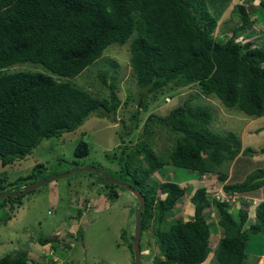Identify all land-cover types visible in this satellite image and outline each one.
Masks as SVG:
<instances>
[{
    "label": "trees",
    "instance_id": "16d2710c",
    "mask_svg": "<svg viewBox=\"0 0 264 264\" xmlns=\"http://www.w3.org/2000/svg\"><path fill=\"white\" fill-rule=\"evenodd\" d=\"M235 8L239 24L219 41L214 35L215 17L204 0H0V164L24 158L41 139L72 131L91 114L111 119L120 102L111 75L105 84V72L98 74L107 91L104 96L70 79L98 61L112 43L128 44L131 74L144 94L140 107L146 108L144 99L148 95L154 99L169 86L192 84L198 95L213 96L227 108L248 116L263 115L264 44L249 40L263 31H249V12L241 3ZM258 8L264 9V0H258ZM258 40L264 41L260 37ZM17 62L38 63L47 72L6 70ZM110 65L115 67L116 62ZM197 94L185 98L163 116L147 114L143 126L147 136L161 128L173 135L174 143L158 151L143 140L133 147H122L119 171L125 183L144 197L139 239L144 229L154 237L161 259L156 257L153 263L203 262L210 251L205 211L214 208L222 235L211 261L245 264L249 234L264 233V200L255 205L254 219L246 226V201L241 200L240 206L232 209L230 200L214 199L207 188L220 182L226 195L241 196L264 179L240 184L226 180L221 164L252 150L241 149L232 132L220 134L208 129L212 115L207 106L193 102ZM88 151V144L79 140L72 154L79 157ZM258 152H264V144ZM169 165L207 177L205 184L199 181L188 197L192 213L185 220L180 214L170 222L167 219L185 191L183 186L171 181L146 182L153 171ZM19 196L0 199L4 202ZM108 197H117L116 191L108 192ZM59 240L55 234L36 239L42 245L63 248L65 244H59ZM31 262L33 259L22 253L0 256V264Z\"/></svg>",
    "mask_w": 264,
    "mask_h": 264
},
{
    "label": "rangeland",
    "instance_id": "374dc122",
    "mask_svg": "<svg viewBox=\"0 0 264 264\" xmlns=\"http://www.w3.org/2000/svg\"><path fill=\"white\" fill-rule=\"evenodd\" d=\"M204 1L208 11L215 17L214 35L219 41L224 40L231 27L238 26V10L235 6L240 3L250 11L247 13L248 18H252L255 23L264 20V13L258 10L261 9L258 8V0ZM252 29L249 27V31ZM259 37L264 39V34H256L249 40L255 44H264L263 40H258ZM112 61L116 62L115 67L110 65ZM6 70L47 72L42 65L31 62H17ZM103 71L106 74L105 84L109 83L107 76L113 77L116 96L120 101L111 119L91 114L76 129L63 132L58 137L41 139L24 158L6 165L0 164V192L21 191L37 181L83 167L98 169L108 177L125 183V176L119 171L118 157L121 150H124L122 147L130 148L143 140L151 143L152 148L158 151L162 146L169 147L174 143L173 135L161 128L156 129L153 136H147L143 130L144 119L149 113L159 116L167 114L185 98L197 94L196 86H169L160 91L154 99H151L150 95L146 96V108L140 107L144 94L143 89L136 86L131 74L127 42L122 45H107L98 61L88 65L70 81L93 94L104 96L107 91L101 85L98 75ZM193 102L209 108L212 115L208 124L209 130L220 134L232 132L238 137L241 149L252 150L250 154L237 155L232 161H224L221 164L220 171L227 174V181L239 184L244 181L254 183L251 181L264 174V152H258L264 144V114L258 117L248 116L235 108L223 106L213 96L204 97L197 94ZM135 111L136 116L132 117ZM79 140L88 144L89 151L77 157L73 156L72 152ZM35 164L38 166L33 169ZM31 173L32 176L28 177ZM190 173L193 172L170 165L163 166L153 171L146 182L171 181L182 185V181L192 175L201 178L196 171ZM263 183L241 193V196L232 195L230 207L234 209L240 206L241 200L247 202V195L251 193L255 196L264 195ZM110 184L92 171H76L21 193L17 198L9 197L4 202L0 199V256L22 253L25 257L33 259L31 264H134L131 246L137 199L123 187ZM220 184L217 182L215 186L220 188ZM113 190L116 191L117 197L109 198L108 192ZM261 200L255 199L243 205L249 216L246 226L253 221V207ZM187 210L190 211V204L187 202V195L183 193L171 208L168 222L180 218L177 214ZM207 210L209 209L204 210L206 214ZM232 216L234 217L235 213H232ZM215 219L214 216L207 220L210 221V234L215 229ZM216 228L221 233L219 227ZM54 233L60 239L59 244H65L63 248L60 245L51 248L50 243H37V238H51ZM260 235L264 236V233L249 234L247 245L255 248L253 238L261 237ZM255 251L248 250L247 253ZM156 257L161 259L154 237L149 230L144 229L139 239L140 263L155 264L153 259ZM256 264H261L260 260Z\"/></svg>",
    "mask_w": 264,
    "mask_h": 264
},
{
    "label": "crops",
    "instance_id": "0c3cea01",
    "mask_svg": "<svg viewBox=\"0 0 264 264\" xmlns=\"http://www.w3.org/2000/svg\"><path fill=\"white\" fill-rule=\"evenodd\" d=\"M253 9H256V8H253ZM259 11H261V12H263L264 13V9L262 10V9H258ZM247 12H250L249 10H247ZM249 19H251L252 21H254L252 18H249ZM193 173H195V171H192ZM193 173H190V174H193ZM192 177V178H191ZM191 177H189V178H187L185 181H182V185L181 186H183L184 187V189H185V192H184V194H186L187 195V202L189 203V200H188V197L191 195V193H192V191H193V189L196 187V186H198V183H199V179L198 178H196L194 175H192ZM172 179V178H171ZM229 179V177L227 176V179L226 180H228ZM264 186V185H263ZM188 192V193H187ZM247 197H249L248 198V200H247V202H246V204L248 203V202H251L252 200H257V199H262V200H264V195H254V194H249V195H247ZM245 204V205H246ZM188 208H189V206H188ZM253 208H255V207H253ZM180 209L181 208H179L178 210L180 211ZM247 210V209H246ZM208 212H207V215L208 214H211V217H209V219L210 218H212V217H214L215 216V209L214 208H209V210H207ZM248 211V210H247ZM191 213H192V209H191V207H190V211L189 210H187V211H185V212H183V213H181L180 214V217L182 216V219H188V218H190V216H191ZM253 216H254V209H253ZM216 217V216H215ZM247 218H249V216L247 215ZM210 222V221H209ZM215 225H214V230H213V233L212 234H210L209 233V237H208V242H209V247H210V251H209V253H208V255H207V257L205 258V260L203 261V262H201V263H199V264H211V263H213L212 261H211V256H212V251H213V249H214V247L216 246V244H217V242H218V239L220 238V236H221V233H220V231H218V229L216 228V227H218V225L216 224V219H215ZM220 229V228H219ZM220 233V234H219ZM55 234V233H54ZM65 235H68V234H70V233H64ZM56 235V234H55ZM257 236V235H256ZM261 237H254L253 239H254V243L256 244V246H255V248H250V247H252V245H247V243H246V245H245V252H246V260H245V264H256L259 260H260V262H261V264H264L263 263V256H264V236L263 235H260ZM249 237V236H248ZM247 241H248V239H247ZM256 250L255 252H257V253H247L248 252V250ZM248 258H249V261L247 262V260H248Z\"/></svg>",
    "mask_w": 264,
    "mask_h": 264
},
{
    "label": "water",
    "instance_id": "95a60500",
    "mask_svg": "<svg viewBox=\"0 0 264 264\" xmlns=\"http://www.w3.org/2000/svg\"><path fill=\"white\" fill-rule=\"evenodd\" d=\"M81 172V171H92L98 175H100L106 183H115L120 185L121 187H123L124 189L130 191L137 199V206H136V215H135V225H134V233H133V239H132V253H133V260H134V264H141L140 260H139V232H140V217H141V210L142 207L144 205V197L143 195L137 190L132 188L131 186H129L127 183L121 182V181H117L111 177H108L104 172L95 169V168H91V167H83V168H73L70 169L69 171L62 173V174H58L40 181H37L27 187H25L23 190L21 191H7V192H1L0 193V198H3L5 196H11V195H19L21 193H25L29 190H32L34 188H37L41 185L46 184L47 182L55 179V178H59V177H63L66 176L72 172ZM264 179V174H262L261 176L255 178L254 180H252L251 182H255V181H261Z\"/></svg>",
    "mask_w": 264,
    "mask_h": 264
},
{
    "label": "built area",
    "instance_id": "2783aa9c",
    "mask_svg": "<svg viewBox=\"0 0 264 264\" xmlns=\"http://www.w3.org/2000/svg\"><path fill=\"white\" fill-rule=\"evenodd\" d=\"M262 23V22H261ZM255 23L252 25V28L255 31H259L262 30L264 32V21L263 23ZM255 25H258L257 27H254ZM262 32V34H264ZM199 181L204 185L205 182L207 181V177L205 175H201V178L199 179ZM207 192L211 193V195L213 196L214 199H218V200H230L232 195H226L221 188H217L215 186V184H211L210 188H207ZM233 200V199H232Z\"/></svg>",
    "mask_w": 264,
    "mask_h": 264
},
{
    "label": "clouds",
    "instance_id": "9594fccd",
    "mask_svg": "<svg viewBox=\"0 0 264 264\" xmlns=\"http://www.w3.org/2000/svg\"><path fill=\"white\" fill-rule=\"evenodd\" d=\"M264 21V20H263ZM263 21H261V22H263ZM261 22H259V23H261ZM253 24H255V22L254 21H252V25ZM206 209H209V208H206ZM209 215H211V214H209ZM208 216V215H207ZM211 217V216H210ZM207 218H209V217H207Z\"/></svg>",
    "mask_w": 264,
    "mask_h": 264
}]
</instances>
